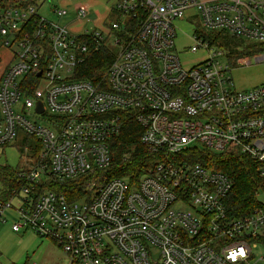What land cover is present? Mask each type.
Returning a JSON list of instances; mask_svg holds the SVG:
<instances>
[{"label":"built area","instance_id":"obj_1","mask_svg":"<svg viewBox=\"0 0 264 264\" xmlns=\"http://www.w3.org/2000/svg\"><path fill=\"white\" fill-rule=\"evenodd\" d=\"M49 1L0 0V46L13 49L0 77V147L21 142L32 160L0 196V227L11 218L13 231L52 239L67 264H254L264 181L262 205L230 217L231 177L188 152H237L264 179V81L241 89L234 78L264 63V0H117V17L95 27L84 25L87 3L60 23L40 12ZM181 21L193 25L190 52H204L189 67L176 51ZM220 33L249 52L232 57L212 41ZM104 49L107 68L80 77ZM123 112L154 158L137 182L109 175ZM78 179L69 198L60 187Z\"/></svg>","mask_w":264,"mask_h":264},{"label":"trees","instance_id":"obj_2","mask_svg":"<svg viewBox=\"0 0 264 264\" xmlns=\"http://www.w3.org/2000/svg\"><path fill=\"white\" fill-rule=\"evenodd\" d=\"M117 17V14L112 11ZM109 24V22H106ZM215 44L223 47L232 57H237L246 52L249 48L241 47V41L225 37L224 34H216ZM109 55L104 50H100L93 56L89 63L87 72L80 77H90L97 72H103L107 68ZM123 127L120 132L111 140L112 167L109 170L111 177H126L133 182H137L143 172L147 170L154 161L153 154L141 143L140 135L142 128L131 112H123ZM30 140L25 137L24 141ZM40 144L36 141L32 148L33 153H37ZM193 162L201 163L210 168L226 172L233 181V190L227 201L228 214L230 217H239L249 213L252 209L262 204L258 200L257 190L263 186L264 179L259 175L257 166L248 157L237 152H215L208 148H195L189 151ZM19 172L18 168H12L7 164H0V196L9 198L12 188L16 186L15 178ZM60 188L70 198V190L67 187H74L75 193L79 194L82 179L75 182H67ZM73 194V192H72ZM78 196H75L76 198Z\"/></svg>","mask_w":264,"mask_h":264},{"label":"rangeland","instance_id":"obj_3","mask_svg":"<svg viewBox=\"0 0 264 264\" xmlns=\"http://www.w3.org/2000/svg\"><path fill=\"white\" fill-rule=\"evenodd\" d=\"M80 3H87L90 7L88 20L84 24L86 27L101 26L102 22L115 18V14L110 12L115 7L117 0H50L46 7L40 12L48 19L60 23H68L75 18L73 14ZM54 6L67 8L71 14L58 18L48 11ZM86 18V19H87ZM177 27L176 51L179 53L182 62L186 66L198 63L204 56V52L191 53L189 47L195 43L191 35L193 25L181 21ZM73 31L82 29L79 25L71 27ZM239 40V39H237ZM13 49H3L0 46V77L4 68L12 60ZM236 86L238 88H250L264 81V63L252 64L238 68L234 72ZM21 142L17 145L0 147V164H7L12 168L25 169L31 166V152L21 151ZM260 201L264 202V196L260 195ZM12 219L0 227V264H67V256L63 249L52 239L41 237L32 230H22L15 232L12 230ZM251 261L254 264H264L260 259L264 256V247L259 246L253 249Z\"/></svg>","mask_w":264,"mask_h":264},{"label":"crops","instance_id":"obj_4","mask_svg":"<svg viewBox=\"0 0 264 264\" xmlns=\"http://www.w3.org/2000/svg\"><path fill=\"white\" fill-rule=\"evenodd\" d=\"M103 23H105V20L102 22V25H103Z\"/></svg>","mask_w":264,"mask_h":264},{"label":"water","instance_id":"obj_5","mask_svg":"<svg viewBox=\"0 0 264 264\" xmlns=\"http://www.w3.org/2000/svg\"><path fill=\"white\" fill-rule=\"evenodd\" d=\"M39 106H40V108H41V103H39Z\"/></svg>","mask_w":264,"mask_h":264}]
</instances>
